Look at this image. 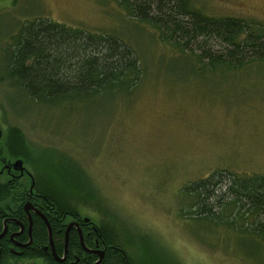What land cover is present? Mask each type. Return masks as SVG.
<instances>
[{
	"label": "rangeland",
	"instance_id": "374dc122",
	"mask_svg": "<svg viewBox=\"0 0 264 264\" xmlns=\"http://www.w3.org/2000/svg\"><path fill=\"white\" fill-rule=\"evenodd\" d=\"M190 4L208 16L264 26V0ZM33 17L120 38L138 56L141 77L129 92L88 101L44 105L25 99L10 107L0 93L7 108L0 109V183L12 184L0 211L22 207L32 180L35 194L49 193L73 217L106 229L131 264H264V246L257 257H246L234 231L179 213L187 207L186 183L218 171L264 174V64L203 66L116 0H0V47L7 33ZM9 124L47 161H74L99 194L100 210L51 168L13 155L6 143ZM17 159L23 174L11 169ZM3 264L44 263L9 258Z\"/></svg>",
	"mask_w": 264,
	"mask_h": 264
},
{
	"label": "trees",
	"instance_id": "16d2710c",
	"mask_svg": "<svg viewBox=\"0 0 264 264\" xmlns=\"http://www.w3.org/2000/svg\"><path fill=\"white\" fill-rule=\"evenodd\" d=\"M116 1L127 15L151 26L160 38L181 51H187L203 66L239 69L255 62L264 64L262 24L230 16H208L199 7L192 6L190 0ZM7 34L9 39L0 47V93L10 107L25 99L35 104L52 105L129 92L141 77V64L135 51L113 35L84 32L34 17ZM0 102V109L5 112L6 104ZM6 143L13 155H21L31 163L51 168L78 197L94 202L97 209L100 208L99 194L74 161L64 157H58L56 163L47 161L46 153L33 146L28 148L23 132L15 125L7 127ZM11 187V180L0 183V201L9 195ZM182 193L187 207L181 208L179 213L184 218L205 223L208 227L224 226L234 231L240 251L246 257H257L261 245L264 246V174L241 176L218 171L186 183ZM37 197L39 204L51 205L60 217L66 213L51 194L42 192ZM20 206L21 203L12 210L16 216L23 215ZM5 214L0 211V232ZM78 218L80 223L84 220ZM20 219L25 225L26 220ZM47 222L33 218L31 244L19 256L10 252L8 237L1 236L0 259L4 262L9 258L41 259L46 264H70L76 255L79 261L74 264L91 263L94 257L83 252L81 246L88 244L89 237H86L85 230L79 235L74 229L67 235V258L55 260L50 252L47 225L52 231L53 250L59 256L64 249V227H53L52 220L47 219ZM10 225V230L17 228L13 222ZM86 225L88 223L82 226ZM59 227L61 231L58 233ZM95 228L96 232L91 234L107 246L102 264H131L127 253L110 243L111 236L106 229ZM17 239L26 240V233ZM47 245L49 248L44 251L42 247Z\"/></svg>",
	"mask_w": 264,
	"mask_h": 264
},
{
	"label": "flooded vegetation",
	"instance_id": "af4514ba",
	"mask_svg": "<svg viewBox=\"0 0 264 264\" xmlns=\"http://www.w3.org/2000/svg\"><path fill=\"white\" fill-rule=\"evenodd\" d=\"M12 169V167H11ZM13 170V169H12ZM14 171V170H13ZM23 174V173H22ZM36 198H37V194H35L33 192V190L30 191V187L28 188V192H27V198L25 201H29L31 203V207L28 208V213L31 217V223L34 217L40 218V219H44L46 224H48L47 219L48 220H52V226H63V238H64V249L61 253V255L59 256L58 254H56L59 258H63L61 261H63L65 258H67V250H66V242H67V235L68 232L71 230H76L78 231L79 235H82V230H85V235L86 237H89L87 239L88 244L83 243L82 246V250L83 252H86L90 255V257H94V259L91 261L90 264H92L94 261H96V259L99 257L98 251L102 252V259L98 264H102V260L104 258L105 252L107 250V246L104 244V242L102 240H100L98 237H94V234H91V232H96V228L95 226L92 224V222L90 220H78L79 218L73 217L71 214V212L66 211L65 214H63L61 217L58 214V212H56L57 210L52 207L51 205H49L50 207H43L41 205H37L36 203ZM21 210L23 212V215L20 214V216H16L15 212L12 211L10 213H6L4 218H2V224L4 226V223L6 225V232L4 235H6L8 237V239L10 240V245H9V250L12 254L19 256L21 254V252L23 251V249H25L26 247H28L31 242L29 244H26L28 239H29V232H28V225H29V221H28V216L26 214V212L24 211L23 207H21ZM55 212V213H54ZM20 217L24 218L26 220V226L21 222ZM66 217H69V220H65ZM11 222L15 223L17 225V228L14 230H10L9 229V225L11 224ZM88 223V225L86 226H82L83 224ZM70 225L68 231L67 230V226ZM2 226V229H3ZM11 226V225H10ZM57 229V232L59 233L61 231V228ZM1 229V230H2ZM48 229L50 230V235H52V231L51 228L49 226H47V233H48ZM23 233H26L27 235V239L24 241H20L17 239V237ZM11 234H13L12 238L10 237ZM30 235H31V230H30ZM52 237V236H51ZM81 240V239H80ZM82 243V241H81ZM44 251H47L49 246H43L42 247ZM119 250V249H118ZM50 252L52 254V257L56 260V258L53 256L52 253V248H50ZM74 261H69L70 264H74L76 262L79 261L78 257L76 255H73ZM43 261L44 264H46L45 260H41ZM4 260L0 259V264H3Z\"/></svg>",
	"mask_w": 264,
	"mask_h": 264
},
{
	"label": "water",
	"instance_id": "95a60500",
	"mask_svg": "<svg viewBox=\"0 0 264 264\" xmlns=\"http://www.w3.org/2000/svg\"><path fill=\"white\" fill-rule=\"evenodd\" d=\"M11 167H12V169H14V170H18L20 173H22L23 172V166H22V161L20 160V159H17V160H15L12 164H11ZM32 186H33V181L31 180V183H30V191L32 190ZM23 209H24V211L26 212V214H27V216H28V221H29V225H28V234H29V239H28V241H27V243L26 244H29L30 242H31V235H30V229H31V217H30V215H29V213H28V208L29 207H31V203L29 202V201H26L24 204H23ZM84 220H87V218H84ZM70 225L71 224H69L68 226H67V230L66 231H68V229H69V227H70ZM48 226V225H47ZM5 232H6V225H5V223H4V226H3V229L1 230V232H0V237L1 236H3L4 234H5ZM12 236H13V234H11V238H12ZM48 240H49V244H50V246H51V248H52V253H53V256L56 258V260H62V258H59L57 255H56V253L54 252V250H53V244H52V239H51V235H50V230L48 229ZM98 254H99V257H98V259L94 262V264H97V263H99L100 261H101V259H102V252L101 251H98Z\"/></svg>",
	"mask_w": 264,
	"mask_h": 264
}]
</instances>
